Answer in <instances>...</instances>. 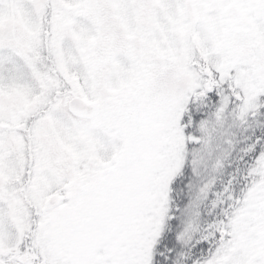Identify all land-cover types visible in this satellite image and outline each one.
<instances>
[{
  "label": "snow or ice",
  "instance_id": "snow-or-ice-1",
  "mask_svg": "<svg viewBox=\"0 0 264 264\" xmlns=\"http://www.w3.org/2000/svg\"><path fill=\"white\" fill-rule=\"evenodd\" d=\"M0 264H264V0H0Z\"/></svg>",
  "mask_w": 264,
  "mask_h": 264
}]
</instances>
